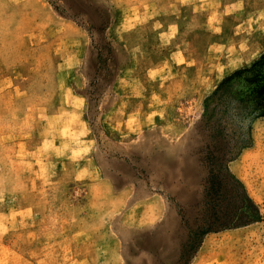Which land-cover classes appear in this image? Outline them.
Masks as SVG:
<instances>
[{"label":"rangeland","instance_id":"374dc122","mask_svg":"<svg viewBox=\"0 0 264 264\" xmlns=\"http://www.w3.org/2000/svg\"><path fill=\"white\" fill-rule=\"evenodd\" d=\"M262 58L264 0H0V264H264V114L203 121Z\"/></svg>","mask_w":264,"mask_h":264},{"label":"trees","instance_id":"16d2710c","mask_svg":"<svg viewBox=\"0 0 264 264\" xmlns=\"http://www.w3.org/2000/svg\"><path fill=\"white\" fill-rule=\"evenodd\" d=\"M231 114L229 120L235 128L232 139L217 151L222 163L234 160L241 149L250 144L249 128L254 118L264 114V58L248 71L234 76L224 83L205 103L203 121L218 122L217 114ZM218 116V115H217ZM232 127V128H233ZM226 125L224 130L226 129ZM244 204L238 208V222L233 226H244L258 219V210L243 192Z\"/></svg>","mask_w":264,"mask_h":264},{"label":"bare ground","instance_id":"6f19581e","mask_svg":"<svg viewBox=\"0 0 264 264\" xmlns=\"http://www.w3.org/2000/svg\"><path fill=\"white\" fill-rule=\"evenodd\" d=\"M263 133V132H262ZM258 135H260V133L258 134ZM261 136V135H260ZM260 136H255V141H256V143L259 145V137ZM262 138V137H261ZM262 142V141H261ZM260 142V143H261ZM262 145V144H261ZM262 147V146H261ZM257 148V147H256ZM257 149H259V147L257 148ZM264 150V149H263ZM259 151V150H258ZM260 153H263V151L262 152H260ZM253 157H256V155H254ZM253 157H250L249 155H246V156H243V159H242V162H241V166H243V167H245V166H247V163H248V161H250V160H252L253 159Z\"/></svg>","mask_w":264,"mask_h":264},{"label":"crops","instance_id":"0c3cea01","mask_svg":"<svg viewBox=\"0 0 264 264\" xmlns=\"http://www.w3.org/2000/svg\"><path fill=\"white\" fill-rule=\"evenodd\" d=\"M88 142H90V141L87 140V139H85V140L82 141V143H88Z\"/></svg>","mask_w":264,"mask_h":264}]
</instances>
